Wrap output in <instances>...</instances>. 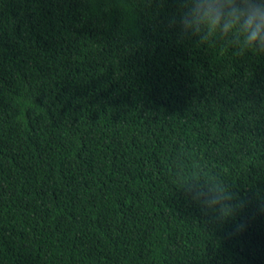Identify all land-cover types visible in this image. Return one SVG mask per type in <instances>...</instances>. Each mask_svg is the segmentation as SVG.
<instances>
[{"label": "trees", "instance_id": "obj_1", "mask_svg": "<svg viewBox=\"0 0 264 264\" xmlns=\"http://www.w3.org/2000/svg\"><path fill=\"white\" fill-rule=\"evenodd\" d=\"M257 11L0 0V264H264Z\"/></svg>", "mask_w": 264, "mask_h": 264}, {"label": "clouds", "instance_id": "obj_2", "mask_svg": "<svg viewBox=\"0 0 264 264\" xmlns=\"http://www.w3.org/2000/svg\"><path fill=\"white\" fill-rule=\"evenodd\" d=\"M198 19L207 23L209 29L214 30L220 23V11L212 5H200L197 8ZM240 13L233 10L229 14L228 22L231 25L239 23ZM247 31L245 41L249 45H255L258 49L264 50V12L257 11L245 21L243 25ZM258 42V43H257Z\"/></svg>", "mask_w": 264, "mask_h": 264}]
</instances>
